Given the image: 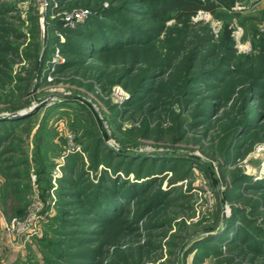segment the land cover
Instances as JSON below:
<instances>
[{"label": "rangeland", "instance_id": "obj_1", "mask_svg": "<svg viewBox=\"0 0 264 264\" xmlns=\"http://www.w3.org/2000/svg\"><path fill=\"white\" fill-rule=\"evenodd\" d=\"M86 1L69 0L62 7L57 0H0V35L8 46V53L0 55V117L9 118L14 112L33 108L31 115L15 127V138L5 145L10 150L3 155L7 163L0 165V188L8 183L28 186L22 204L12 197L11 204L4 207L0 199V214L4 217L0 220V264L36 263L43 256L45 259L53 246L46 250L39 239L47 232L51 217L64 209L74 210L73 206H61L73 198L57 195L59 180L77 182L75 188L66 187L77 192L85 180L96 182L105 168L110 178L120 176L132 183L152 180L139 196L143 204L157 190L164 197L132 231L119 226H99L94 230L82 247L94 252L98 249L99 253L87 264H264V253L234 248L232 242L224 239L225 235L218 238L233 207L243 211L228 226L229 231L259 229L264 234V190L246 188L244 181L233 182L239 174L252 182L264 178V91L259 93L262 96L254 97L249 107L254 115H263V121L240 139L233 138V131L242 111L239 98L246 78L242 74L229 86L224 80L217 83L211 79L215 84L211 87L201 81L189 89L195 96L185 93L179 98L186 73L175 75L176 70L159 69L156 71L161 75L144 82L152 90L146 89L141 99L128 103L130 95L124 84L130 88L138 84L142 75L138 74L147 64L145 53L127 75L124 70L132 52L82 57L76 64L61 67L67 55L59 45H53L52 38L58 36L63 42L64 35L47 30L45 25L57 18L62 27L74 28L92 14V8L109 6V0H90V7ZM83 9L89 14L82 22L64 26L65 18ZM166 24L172 26L174 19ZM199 25L209 27L214 38L225 26L231 28L237 53L249 58L258 56V46L264 44V0H238L231 10L219 8L213 14L199 11L189 27L174 34L169 44L168 54H177L175 50L181 47L184 56L179 69L185 67V57L192 48L187 41L192 39L194 43V33L202 34L195 29ZM146 57L149 60L151 55ZM249 63L243 59L244 73L249 71ZM205 81L209 82V78ZM201 96L214 102L212 96L223 100L203 123L196 124L201 118H193L191 111L201 106ZM96 141H100L98 151ZM106 151L114 159L112 165L121 158L125 163L130 160V165L114 173L104 162ZM96 154L99 163L94 166ZM6 164L12 167L8 173L1 168ZM151 165L153 172L146 175ZM41 166L46 167V172L38 174ZM137 170L142 176L138 179ZM10 174L15 177L7 178ZM48 179L51 187L43 190L42 184ZM36 198L44 212L40 235L23 250L12 251L5 222L24 217ZM135 205L130 201V215ZM21 207L23 213L18 214L16 210ZM49 227L55 229L57 225L51 223ZM64 227L68 231L74 229ZM82 227L93 226L85 223L76 228Z\"/></svg>", "mask_w": 264, "mask_h": 264}, {"label": "trees", "instance_id": "obj_2", "mask_svg": "<svg viewBox=\"0 0 264 264\" xmlns=\"http://www.w3.org/2000/svg\"><path fill=\"white\" fill-rule=\"evenodd\" d=\"M57 1L59 5L63 7L69 0ZM237 1L238 0H109V6L107 8H101V6L92 8L93 11H95H92V14L90 13L83 23L78 24L74 28L62 27L61 21L57 18L48 20L45 26L49 31H61L64 35L63 42H59L58 36L53 35L52 38L54 42L53 45H59L61 52L67 55L65 63L62 64L61 67L76 64L82 57L91 58L104 53L117 55L132 52L131 61L128 66H125L127 70H124L125 75H127L133 71V68L138 62H141V56L145 53L143 55H145V63L147 64L146 67L142 69V72L140 71L138 74H142L139 77L140 80L138 84L131 88L129 85L127 86L124 84V87L129 91L130 95L127 101L128 103H133L141 99L146 89L149 90V87L147 88L148 85L144 82L157 78L161 75V72L156 70L160 69L163 71V68L176 70L177 73H175V75H178L180 71L181 73H186L185 76L183 75L185 77L183 80L184 83L179 88V98H182L185 93H187L186 95H188V93L191 95L192 93L195 96V92L193 93V90L190 91L189 89L192 88L193 85L200 84L201 81H203L202 84L210 83L211 87L212 84L215 85L210 82L211 79H215L217 83L224 80L225 84L229 86L240 76L239 74L245 75L246 78L243 82L239 98L242 109L241 116L233 131V138L235 136V138L239 137L240 139L251 130L253 131L257 127V123L263 121V115L260 116V113L254 115L249 107L254 101V97L262 96L263 94L259 93L264 91V66H262L264 65V44L258 46V56L254 55L249 58V55L246 56L237 53L235 40L231 35V28L225 26L222 28L219 37L214 38L209 27L207 28L206 25H199L195 29L202 32V34L198 35L194 33L197 35L194 43H192V39L187 41L188 46L192 48L187 57H185L186 65L184 68L179 69V62L184 56L181 47L175 50L177 54H168L171 50L169 44L172 42L173 35L189 27L191 18L199 11H207L213 14L219 8L231 10ZM91 3L90 0H87L85 5L90 7L92 5ZM49 12L50 11H47V14H49ZM0 13H3V10H1ZM172 19H174V24L168 26L166 23ZM1 30L6 31L4 28H1ZM3 38L0 35V55L8 53V46L2 41ZM148 54L151 55L149 60L146 57ZM68 55H71V57L73 56V58H69ZM244 58L250 62V69L247 73L241 70ZM41 67L42 65L40 68H37L38 72ZM154 71H156V73H154ZM205 78H209V82H206ZM151 90L152 87L149 92ZM212 97L215 98V102L212 101V99L207 100L201 96L199 98L201 106L191 111L193 118H201L200 122L196 124L203 123L204 119L212 114L215 109L214 107L220 106L221 100L223 99L220 96ZM194 100L195 99H193V101ZM30 115L31 113L20 118L0 117V165L7 163L5 162L6 160L3 159V155L10 150H7L8 147L5 148V145L15 138L13 135L15 127ZM98 142L100 141H96L95 146L97 151ZM105 157L107 160H104V162L109 168H112L114 173H117L120 170L119 168H125L130 165V160L125 163V160L122 158L121 160L119 159L115 165H112L111 162L114 159L110 151H106ZM98 163L99 158L96 154L94 166ZM6 165L7 166H1V168L3 167V171L7 172L9 169H12V167H10L11 164ZM41 167L38 170V174L46 172V167ZM47 167H50V165ZM152 172L153 166L151 165L147 168L145 174L150 175ZM108 176L105 168L100 173V176H98L96 182L92 179L85 180L84 185L77 192H70V190L66 188L68 186L72 188H75V186L77 187V182L68 180L67 178H61L59 180L60 187L56 191L57 195L73 198L72 202H64L61 206H73L74 210L69 211L64 209L63 211L61 210L57 216L51 217L50 224L47 225V232L39 239V243L42 248L46 249L53 246V249L52 251H48L50 254H47L45 259L43 256L40 262L37 261L36 263L28 264L91 263L94 256H98V249L94 252L92 249L82 246L91 239V235H94L92 234L94 230L96 231L99 226L105 229L119 226L118 228H122L123 230L132 231L135 229L136 223L142 221L156 205L163 201L162 197H164V194L161 190H157L153 193L144 204L139 198L140 194L146 191L148 183L152 180L145 183H132L126 179H121L120 176L114 178ZM6 177L11 179L15 177V174H10ZM141 177V172L137 170L135 178L138 179ZM244 178L246 177L239 174L235 176L233 182L237 184V182L244 181L247 182L245 184L246 188L264 190V178L256 182L244 180ZM78 179H81V174L78 176ZM39 181L43 182L41 178ZM43 184V190L51 187L49 179L47 181L45 180ZM27 190L28 186L26 185L17 186L10 183H8V185H2L0 188V199L3 201V206L7 207V203L11 204L10 199L12 197L22 204L23 201H26L24 194ZM261 196L264 198V194ZM130 201L136 204L135 210L131 212V215ZM140 201L142 203H140ZM59 204L60 202H56V205ZM17 209L16 211L18 214L23 213L22 207ZM242 211L243 209L241 210L240 208H232L231 218L224 221L225 229L228 230L224 229V231L218 235V238L225 235L226 238L224 239L232 242L234 248L245 247L250 252L264 253V236L262 238L264 234L261 230L253 229L248 231L244 229V231L242 230L240 233L238 230H232V228L231 231H229L230 228H228V226L234 222L233 219ZM84 222L93 227L88 229L84 227L76 228L79 225L85 224ZM246 222H248V220ZM51 223H56L57 227L55 229H49ZM64 226L74 227V229L72 228V230L68 231ZM49 232H51V234ZM227 233L229 234L226 235ZM208 237L212 238V236ZM212 241L217 242L218 240ZM37 250L40 251L39 248H37ZM94 262L97 263L96 260H94Z\"/></svg>", "mask_w": 264, "mask_h": 264}, {"label": "built area", "instance_id": "obj_3", "mask_svg": "<svg viewBox=\"0 0 264 264\" xmlns=\"http://www.w3.org/2000/svg\"><path fill=\"white\" fill-rule=\"evenodd\" d=\"M41 0V3H45ZM89 14L86 9L74 11L65 18L64 26L73 27L76 23L82 22ZM60 38L63 37L59 34ZM44 218L42 204L36 198L33 200L30 211L22 218L13 217L5 222V230L8 236L7 242L11 250H23L34 238L40 235V223Z\"/></svg>", "mask_w": 264, "mask_h": 264}, {"label": "water", "instance_id": "obj_4", "mask_svg": "<svg viewBox=\"0 0 264 264\" xmlns=\"http://www.w3.org/2000/svg\"><path fill=\"white\" fill-rule=\"evenodd\" d=\"M32 111H33V108L29 109V110H21L18 112H14L9 116V118H11V117H23V116L27 115L28 113H31Z\"/></svg>", "mask_w": 264, "mask_h": 264}, {"label": "crops", "instance_id": "obj_5", "mask_svg": "<svg viewBox=\"0 0 264 264\" xmlns=\"http://www.w3.org/2000/svg\"><path fill=\"white\" fill-rule=\"evenodd\" d=\"M1 215H2V214H0V220H3L4 217H3V215H2V216H1ZM0 222H1V221H0ZM6 245H7V244H6ZM6 245H5V246H6ZM10 250H11V249H10ZM12 251H14V250H12Z\"/></svg>", "mask_w": 264, "mask_h": 264}]
</instances>
